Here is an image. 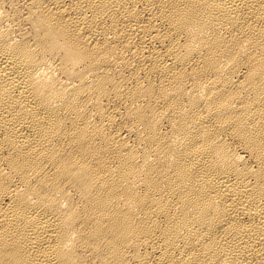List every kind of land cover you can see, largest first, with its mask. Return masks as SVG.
<instances>
[{
    "label": "bare ground",
    "instance_id": "6f19581e",
    "mask_svg": "<svg viewBox=\"0 0 264 264\" xmlns=\"http://www.w3.org/2000/svg\"><path fill=\"white\" fill-rule=\"evenodd\" d=\"M0 264H264V0H0Z\"/></svg>",
    "mask_w": 264,
    "mask_h": 264
}]
</instances>
